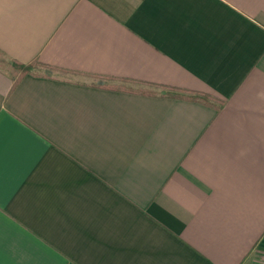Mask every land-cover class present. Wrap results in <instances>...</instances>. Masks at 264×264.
I'll return each mask as SVG.
<instances>
[{
  "label": "crops",
  "instance_id": "crops-1",
  "mask_svg": "<svg viewBox=\"0 0 264 264\" xmlns=\"http://www.w3.org/2000/svg\"><path fill=\"white\" fill-rule=\"evenodd\" d=\"M3 264H264V0H0Z\"/></svg>",
  "mask_w": 264,
  "mask_h": 264
},
{
  "label": "trees",
  "instance_id": "trees-1",
  "mask_svg": "<svg viewBox=\"0 0 264 264\" xmlns=\"http://www.w3.org/2000/svg\"><path fill=\"white\" fill-rule=\"evenodd\" d=\"M2 55V53H1ZM7 65H11L16 70H22L23 73L32 72L33 68L39 69V65H23L17 61H11L5 58L3 55L0 57V68H3Z\"/></svg>",
  "mask_w": 264,
  "mask_h": 264
},
{
  "label": "snow or ice",
  "instance_id": "snow-or-ice-1",
  "mask_svg": "<svg viewBox=\"0 0 264 264\" xmlns=\"http://www.w3.org/2000/svg\"><path fill=\"white\" fill-rule=\"evenodd\" d=\"M3 140H4V126L2 123V118H0V167H2V160H3ZM0 264H3L2 260H0Z\"/></svg>",
  "mask_w": 264,
  "mask_h": 264
},
{
  "label": "rangeland",
  "instance_id": "rangeland-1",
  "mask_svg": "<svg viewBox=\"0 0 264 264\" xmlns=\"http://www.w3.org/2000/svg\"><path fill=\"white\" fill-rule=\"evenodd\" d=\"M2 55H1V53H0V57H1ZM8 66V65H7ZM7 66H5V67H7Z\"/></svg>",
  "mask_w": 264,
  "mask_h": 264
}]
</instances>
